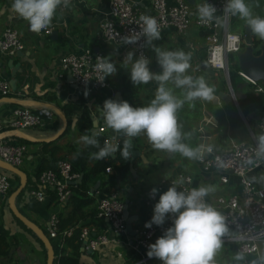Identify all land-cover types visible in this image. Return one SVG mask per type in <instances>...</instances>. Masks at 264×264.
I'll return each mask as SVG.
<instances>
[{
    "label": "crops",
    "instance_id": "crops-1",
    "mask_svg": "<svg viewBox=\"0 0 264 264\" xmlns=\"http://www.w3.org/2000/svg\"><path fill=\"white\" fill-rule=\"evenodd\" d=\"M130 1L134 6L146 12L149 11L148 0ZM185 1L189 5L190 16L193 17L197 6L203 0ZM12 2L13 0H0V32L8 25L15 28L22 40L23 48L13 56L0 53V75L7 79L10 87V92L7 95L0 96V123L5 126L4 124L9 122L12 109L16 106L27 105L32 111L41 114L43 118L41 125L23 128L17 132L18 135L27 138L28 141L26 152L19 168L25 174L31 176L36 170L40 158L45 155L41 150V141H49L47 139L62 125L61 119L51 108L47 107L53 114L47 117L42 112V108L45 106L38 105L37 102L49 103L55 106L63 115L60 110V104L63 101H72L82 97L92 122L95 121L97 128L99 125L105 126L101 108L105 99H112L111 91L113 93L119 92L120 100L127 101L133 107H139L147 105V102L154 98L157 84L153 81L148 84L134 85L130 80L129 70L123 64V54L128 52V48L123 44L101 39L98 23L106 15L108 0H71L69 7H61L57 10L48 33L43 32V30L39 33L32 32L27 22L22 20L12 9ZM166 2L172 4L174 0H166ZM247 2L252 7L254 14L264 15V0H247ZM229 21L230 31L242 35L243 27L246 25L245 22L230 14ZM160 33L161 38L159 40H154L152 45H146L148 58L150 59V70L154 72L160 71L153 51V45H155L161 49H180L190 53L191 68L188 72L193 76H199L198 65L202 60L200 57L205 56L202 31L193 23H190L183 34L177 33L172 27H165L160 30ZM251 34L253 35V33ZM189 42L193 43V48L188 47ZM84 48H89L93 51L99 50L104 57L113 53L112 60L116 62V73L106 77L108 86L93 94H86L83 89L76 86L68 72L64 71L63 77L57 75L60 57L65 53L76 52ZM116 52L118 54H115ZM218 73L222 75L221 71H213L212 74L207 72L201 74L214 76ZM238 79L240 83L233 89L234 92L241 93V96L238 97H244L251 93L264 96V86L260 80L256 82L262 85L263 89L260 92H255L253 84L243 81L240 77ZM222 84L223 87L215 90L214 100H197L194 106L189 108V116L185 113L180 117L177 116L178 123L182 126L181 131L185 135L182 137L184 143L195 147L200 138H203L213 143L216 148L222 149L230 139L249 142L251 141L249 130L254 135V130L258 131L257 118L263 112L252 110L244 117L239 109L237 100L236 104L231 100L226 81L224 80ZM246 85L247 90H244ZM124 87L128 88L125 93H123ZM175 91L176 94H181V90L176 89ZM59 94H62V99ZM36 95H39L40 98L36 99ZM227 97L229 98L226 100ZM185 104L184 110L188 105L187 103ZM235 114L240 119L239 125H234L232 122ZM63 117L66 120V129L54 139V144L58 146V149L54 152V157L69 160L76 151L84 148L80 138L85 134L81 133L78 123L74 119L67 121L64 115ZM240 126L246 129V134L237 130ZM10 132L11 130L4 129V133L8 137ZM103 133L114 136L116 132L105 126ZM191 135H193L192 139L189 138ZM126 140L127 143H131L137 149L138 153L129 162L130 165H128L125 174L121 177H116L115 186L108 188L116 189L122 203L126 204L124 223L125 226L129 225V230L124 227L122 234H115L111 231L108 221L102 217L100 221L88 213L90 208L95 207V203H93V206L85 207L83 212L86 214L82 218L80 217L77 223L89 228L92 231L91 235L104 234L108 241L98 245L93 250L86 247V243L82 241L80 249L83 250L85 257L80 264H120L119 260L123 256L125 249H130L135 253L130 246L135 231L142 223L151 220L153 206L162 193L157 191L155 198L150 200L147 198L145 190L154 187L161 179L172 176L178 171L188 173L191 176L192 184L195 186L212 185L215 188V191L211 192L206 197V200L210 201L217 195L227 196L240 193V180L233 173L217 170L213 167L205 170L197 160H189L178 153L156 150L144 135L133 138L126 136ZM50 146H47L48 150L51 148ZM91 163V161H88L87 165H91ZM110 173H115L114 169L111 172L103 171L101 180L105 179L107 174ZM221 173L226 174L227 180L225 182H221L218 179V175ZM262 177H264V167L262 166L248 173V178L254 185L263 184L264 179ZM8 178L10 180V188L14 187L18 179L15 181L11 175ZM99 182L100 180L98 179L95 183L90 184L89 190L92 191ZM8 193L9 191L4 196H0V221L9 228L10 234H13L11 237L6 238L8 246L6 253L0 254V264H44L42 262V254L32 237L11 220L9 214L11 211L6 203ZM4 198L6 205L4 204ZM18 203L25 216L37 223L46 234L48 217L51 213L56 212L59 207L52 203L49 204L46 195L43 199L38 200L27 193L20 196ZM227 228L228 233L222 237V246L214 257V264H236L235 256L237 251L235 244L233 241L226 239L232 234L233 229L228 225ZM161 235L163 233L156 232L152 243ZM90 252H93L92 261L96 263L88 261L87 258ZM131 264H161V261L153 257L147 258L142 262L135 261Z\"/></svg>",
    "mask_w": 264,
    "mask_h": 264
},
{
    "label": "built area",
    "instance_id": "built-area-1",
    "mask_svg": "<svg viewBox=\"0 0 264 264\" xmlns=\"http://www.w3.org/2000/svg\"><path fill=\"white\" fill-rule=\"evenodd\" d=\"M204 0L200 3L202 4ZM216 9V15L220 17V22L215 21L212 24H202L196 13L193 17L189 13V5L185 0H174V3L168 4L166 0H148L149 11H144L136 6L130 0H108L106 15L98 23L100 37L104 41L123 44L122 37L131 35L140 31V17L150 15L155 17L160 25V30L165 27H172L179 34L185 33L190 23H193L202 31L203 43L205 47V64L213 71H221L224 80L227 83L228 94L236 104V96L233 88L229 83V63L227 56L231 53H237L242 48V35L230 31L228 22L229 14L223 12V6L226 0H207ZM199 4V5H200ZM198 5V6H199ZM197 6V7H198ZM51 27L43 30L50 32ZM128 51H133L136 56L144 54L148 57L145 38L141 37L135 44H123ZM189 48H193V43H188ZM23 48L22 40L15 28L8 25L0 32V53L13 56L17 51ZM104 57L99 50L93 51L84 48L76 52L63 54L59 59V72L57 75L63 77L64 71L68 72L72 82L83 89L86 94H93L98 90L108 86L107 79L103 82L99 79L101 73L96 69L97 57ZM125 54H123L124 59ZM237 75L245 82L253 84V90L260 92L263 86L250 79L239 69ZM10 92L9 83L6 78L0 75V96L7 95ZM111 91V95L113 96ZM42 112L45 116L50 117L53 112L43 107ZM43 118L39 112L32 111L27 105L16 106L12 109L11 118L8 123L2 126L0 123V159L10 165L19 167L23 156L26 152V145L10 139L4 133V129L11 130L10 134L17 135L18 130L41 125ZM257 129L264 132V113H260L257 118ZM105 126L99 125L96 132L103 134L102 145L110 142L116 145V139L113 135L104 134ZM9 134V135H10ZM251 141L230 139L222 149L216 148L213 143L200 138L197 143L210 145L211 152H205L203 160H197L205 170L213 167L217 170L227 171L238 176L240 180V193L229 194L227 196L217 195L212 200H207L212 204L224 217L226 225L232 227L233 232L226 239L235 244L237 253H242L243 260H237L236 264H252L256 261L261 264L260 258L264 255V183L254 185L248 178V173L255 168L264 167V159H257L254 164H247L246 160L254 158L256 139L252 131L249 130ZM104 171L111 172L112 168L106 166ZM79 174L71 169L69 161L59 159L54 169H44L37 176V187L31 188L27 194L41 200L45 197V188L49 187L54 190L56 201L64 202L70 192L69 184L75 181ZM183 178V185H178L181 190H190L197 187L192 184L191 176L183 171H178L174 175L161 179L154 187L145 190L148 199L151 189L156 188L162 193L171 186L174 181ZM221 182L227 180L226 174L218 175ZM10 190V180L8 176L0 170V196H4ZM95 196V214L97 217L106 218L110 229L115 234L124 230L125 223L122 214L123 203L119 193L114 188H108L107 192L99 195L96 190L92 194ZM172 225V216L166 218L162 226L155 224L152 227H145L142 223L136 229L135 235L131 240V247L138 255L137 262H142L149 258L147 256V247L153 242L156 232L164 233L165 229ZM71 228H65L61 232L69 234ZM90 229L81 226L78 237L86 243L90 250L95 249L98 245L107 243V237L102 234L91 235ZM57 233V218L55 213H51L47 220L46 235L53 237ZM119 254V253H117ZM162 264V261H161Z\"/></svg>",
    "mask_w": 264,
    "mask_h": 264
},
{
    "label": "clouds",
    "instance_id": "clouds-1",
    "mask_svg": "<svg viewBox=\"0 0 264 264\" xmlns=\"http://www.w3.org/2000/svg\"><path fill=\"white\" fill-rule=\"evenodd\" d=\"M70 3L71 0H13L12 9L27 22L32 32L39 33L50 26L59 8H67ZM223 12L243 20L251 33L264 40V16L254 14L247 0H226ZM216 13L217 9L207 0L197 7L198 19L204 25L214 21L219 23L220 17ZM141 37L145 38L146 45H152L154 40L161 38L160 25L155 17L142 15L139 33L123 36L122 43L135 44ZM153 51L159 72L150 70L148 57L144 54L136 56L133 51L125 54L123 64L129 70L134 85L156 82L154 98L139 107H133L125 100L105 99L101 108L103 122L107 128L129 138L146 136L156 150L178 153L189 160H203L205 152L212 151L211 146L199 144L193 147L184 143L177 113L185 103L193 107L197 100H214L215 87L209 85L204 77L189 74L190 53L180 49H161L155 45ZM112 55L97 57L96 69L101 73L97 80L100 82L117 71ZM176 89L181 90L180 95L176 94ZM255 139L254 158L246 160L249 165L257 159H264V132L256 135ZM80 140L86 147L98 149L92 153V158L96 160L112 156L118 150V146L110 142L101 146L94 134L83 135ZM129 149L130 144L126 142L121 152L124 160L129 158ZM183 183L182 177L174 181L154 204L153 215L150 221L145 222V227L150 228L153 224L162 226L169 216H172V225L148 245L146 254L149 258L159 259L162 264H214V257L222 246V237L228 233L225 217L206 200L215 188L200 185L181 190L178 185ZM157 191L156 188L151 189L150 196ZM235 259L243 260L244 256L237 253ZM260 261L264 264V256Z\"/></svg>",
    "mask_w": 264,
    "mask_h": 264
},
{
    "label": "trees",
    "instance_id": "trees-1",
    "mask_svg": "<svg viewBox=\"0 0 264 264\" xmlns=\"http://www.w3.org/2000/svg\"><path fill=\"white\" fill-rule=\"evenodd\" d=\"M252 36L255 47H258L259 44L264 43V40L259 39L254 34ZM256 52H258V50ZM234 54H229L227 56L229 63V83L233 89L238 83H240V80L238 79L239 77L236 73L238 67ZM204 57L205 56H202L200 57V59L204 60ZM199 71L205 74L203 70L199 69ZM127 90L128 88L124 87L123 93L127 92ZM59 97L62 99V94H59ZM35 98L38 99L40 97L39 95H36ZM236 100L239 109L244 117L247 115L248 112L252 110H259L264 113L263 95L251 93L244 97H238ZM60 110L62 111L63 115L67 118V121L70 119H74V121L78 123V128L81 133H84L85 135L90 134L89 129L92 125V118L88 110L86 109V106L84 105V99L82 97L72 101H63L60 104ZM232 122L234 123V125L240 124V119L236 114L233 116ZM94 135L98 139L100 145L103 146L102 138L104 135L101 133H96ZM9 138L15 142L23 143L25 145H27L28 142L27 138L22 137L20 135L10 134ZM54 141L55 140L47 142L41 141V150L43 153H45V155L40 158L38 166L34 173L31 176L26 174V184L14 199L16 207L22 214H24V212L18 203L20 196L27 193L29 189L37 187V176L40 171L44 169H54L56 166V162L59 159H63H58L54 157V152L58 149V146L54 144ZM49 145H51V148L48 150L47 146ZM122 149L123 148H119L115 152L113 157H107L103 160H96L92 158V153L96 152L98 149L90 146L86 147L84 145V148L76 151L72 158H70L69 160L66 159L67 161H69L71 169L73 171H76L81 176V178L78 182L73 181L69 184L70 192L64 202L58 203L56 201L54 190L49 187L45 188L44 191L47 196V202L49 204L52 203L59 207V209L54 212L57 218V233L53 237H48L53 250V264H80L82 259L85 257L83 255V250L80 249L82 241L78 237L79 229L83 225L78 224L77 221L80 219V217L82 218V216L86 214L83 212V209L90 205L93 206V203H95V196L92 195L93 192L97 190L99 195L106 193L108 187L115 186L116 177L123 176L127 171L129 165V158L127 160H124V157L121 154ZM88 161L92 162L91 165H87ZM106 166H110L112 169H114L115 173L107 174L106 178L101 180V173L104 171V168ZM9 175H11L14 180L17 181L18 176L16 174L12 173ZM98 179L100 180V182L98 183V185H95L92 191H90V184L95 183ZM12 188L13 187H11L10 190ZM88 213L90 214V216L96 217L98 220L101 221L102 218L97 217L95 214L94 206L89 209ZM9 214L14 224L28 232V234L32 237L35 242V245H37L40 250V253L42 254V262L44 263L46 249L42 242L35 236L34 233L30 231V229H28L24 224H22L16 217H14L12 213L9 212ZM65 228H71L69 234H63L61 232ZM90 233L92 234V231ZM12 234H10L9 228L4 226L3 223L0 221V254L6 253L8 246L6 238L11 237ZM88 256L89 257L87 259L89 262L96 263L95 261H92L93 252H90V255ZM137 260L138 255L133 253L130 249H125L123 252V256L119 260V263L131 264Z\"/></svg>",
    "mask_w": 264,
    "mask_h": 264
},
{
    "label": "water",
    "instance_id": "water-1",
    "mask_svg": "<svg viewBox=\"0 0 264 264\" xmlns=\"http://www.w3.org/2000/svg\"><path fill=\"white\" fill-rule=\"evenodd\" d=\"M54 33V32H52ZM242 48L239 52L235 53L236 57V63L238 69L245 74L250 79L257 81L260 80L261 83L264 85V43L259 44L258 47H255V44L253 42V36L248 29V27L245 25L243 27L242 32ZM258 50V52H256ZM19 53V51L17 52ZM18 65V64H17ZM200 70H204L205 72L212 74L213 71L210 69L204 62V60H201L198 65ZM11 83V81H10ZM235 96H241V93L235 92ZM229 97L226 98V100ZM113 100L120 101L121 97L119 92H115L112 96ZM38 105L45 106L51 108L61 119L62 125L61 128H59L53 135H51L47 140H54L56 139L65 129L66 127V120L61 114V112L53 105L45 102H37ZM96 123L95 121L92 122V125L89 129L90 135L95 134L96 132ZM18 135V134H17ZM114 138L117 140L116 145L119 148H124L125 143L127 142L126 136L123 133H115ZM130 144V155H129V162L133 158L134 155L138 153L137 149H135L131 143ZM114 154L112 155V157ZM130 165V163H129ZM0 169L9 171L11 173H14L18 176L17 184L10 190L6 197V203L8 209L11 211V213L22 223L24 224L32 233L35 234V236L42 242V244L45 247V259L44 264H53V250L51 247V244L49 242V239L42 228L39 227L37 223L32 221L30 218L22 214L18 208L15 205L14 199L18 195V193L24 188L26 184V174L23 170H21L17 166L10 165L9 163L3 161L0 159ZM81 176L79 175L76 178V182L80 180ZM73 182V181H72ZM126 212V204H123L122 208V214L123 217L125 216ZM104 220L107 221V219L104 217ZM126 220V219H125ZM126 230H129V225L125 226ZM133 232V230H131ZM123 231H120L119 234H122Z\"/></svg>",
    "mask_w": 264,
    "mask_h": 264
},
{
    "label": "rangeland",
    "instance_id": "rangeland-1",
    "mask_svg": "<svg viewBox=\"0 0 264 264\" xmlns=\"http://www.w3.org/2000/svg\"><path fill=\"white\" fill-rule=\"evenodd\" d=\"M257 15H260V16H264V15H261V14H257ZM230 22V21H229ZM228 26H229V29H230V23H228ZM255 35V34H254ZM256 36V35H255ZM257 37V36H256ZM231 54H234V53H231ZM235 55V54H234ZM199 76H202V77H204V79L206 80V82L209 84V85H212V86H214L215 87V90L217 89V88H220V87H223V84L222 83H224V76L223 75H221V73H218V74H216V75H203V74H201L200 72H199ZM218 83V84H217ZM244 90H247V85H246V87L244 88ZM177 95H179L178 93H177ZM150 102V101H149ZM149 102H147V104L149 103ZM186 106V104L184 105V107ZM184 107L182 108V109H180L179 111H178V113H177V116L178 117H180V116H182V114L183 113H185L186 115H190V112H189V108H190V106L189 105H187V107H186V109L184 110ZM237 130H239L240 132H242L243 134H246V129H244L242 126H240L239 128H237ZM254 132H255V135H258L260 132L259 131H256V130H254ZM183 136H185V135H183ZM190 136V135H189ZM192 137H193V135H191V137H189L190 139H192ZM9 177H10V175L9 174H12L11 172H9V171H4ZM264 256V255H263Z\"/></svg>",
    "mask_w": 264,
    "mask_h": 264
}]
</instances>
